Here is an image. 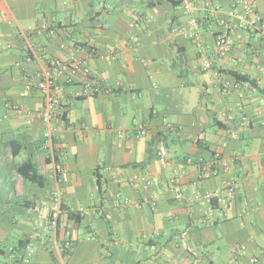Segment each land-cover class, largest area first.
Returning <instances> with one entry per match:
<instances>
[{"label":"crops","instance_id":"1","mask_svg":"<svg viewBox=\"0 0 264 264\" xmlns=\"http://www.w3.org/2000/svg\"><path fill=\"white\" fill-rule=\"evenodd\" d=\"M180 1L0 0L3 246L31 245L32 264H264V0L255 30L239 27L235 0ZM77 45L92 50L79 55L91 75L72 74L48 124L37 74ZM85 81L102 92L82 97ZM218 152L229 165L213 174ZM58 190L59 227L46 232ZM0 264L27 263L3 251Z\"/></svg>","mask_w":264,"mask_h":264},{"label":"built area","instance_id":"2","mask_svg":"<svg viewBox=\"0 0 264 264\" xmlns=\"http://www.w3.org/2000/svg\"><path fill=\"white\" fill-rule=\"evenodd\" d=\"M255 2L256 0H235V11L232 12V15L240 20V28L255 30V28L257 27V20L253 19ZM106 6L107 8H109L108 4H106ZM241 6L243 7V10L242 12H239L238 8ZM185 9L187 12H190L192 10L189 4H186ZM193 23L195 25L197 24L196 21H193ZM222 25L227 28V30L221 33L218 38L220 44L219 50L223 54L231 48L232 42L230 40L229 24L223 22ZM260 30L264 37V26H261ZM43 32H46L50 35H55L56 29L53 26H50L38 30V33ZM91 52L92 50L88 46L77 45L73 50H69L68 58L66 60L50 59L48 61L46 69L37 74L38 81L35 85V89L47 99L46 107L39 113V117L48 124L51 123L53 117L58 114V111L62 106V98L59 96V92L62 91L66 86H74L76 84L75 79L72 77V74H80L85 78L90 77L91 69L86 64V62L83 61L81 57H79V55H88L91 54ZM262 53L264 55V48L262 50ZM27 61L32 62L33 58L28 57ZM63 77L65 78L64 83L61 81ZM81 85V93L79 95H81L82 97H90L102 92L100 87H95L88 81H85ZM107 92L110 91L107 90ZM16 109L18 110L19 106H16ZM139 130L143 133H147V129L144 126H139ZM45 137L47 141H53L51 130H48L46 132ZM213 158V174H217L220 169H227L229 161L221 153H215ZM233 195L234 190L233 188H230L228 190V196L232 198ZM207 198L208 200L217 198L218 202L221 204H225L227 202V199L220 197L219 192L212 193L208 195ZM61 214L62 200L61 192L58 190L53 194L52 207L50 208L49 213L44 219L45 223L43 225L46 232H57ZM73 246L74 244L72 241L68 240L65 242V249L69 253L72 251ZM3 251L9 254V258L11 261L18 262L20 260H23L27 264H32L31 258L33 254V248L31 245H28L23 249L24 253H20L16 247H5L2 243H0V253H2Z\"/></svg>","mask_w":264,"mask_h":264},{"label":"trees","instance_id":"3","mask_svg":"<svg viewBox=\"0 0 264 264\" xmlns=\"http://www.w3.org/2000/svg\"><path fill=\"white\" fill-rule=\"evenodd\" d=\"M169 3H171L173 6L177 7V6H180L181 5V1L180 0H167ZM178 53H182L184 54V51L179 48L178 49ZM230 75L234 76L237 80V82H250L252 83L253 85L254 82L251 81L248 77L246 76H242L240 74H237V73H233L231 72ZM13 151L15 154L18 153V151L15 149V146H13ZM34 171V167L31 163H24L22 166H20L18 168V172L19 174L22 176L23 179L27 180V179H31L32 176H30V173ZM98 184H99V190H100V194L102 195L103 194V190H102V183H101V180L98 181ZM70 216L72 217V219H75L77 221L80 220V214H74V213H71ZM60 221V220H59ZM22 244V243H21ZM26 245H23V247H25ZM67 252H64V254L66 255Z\"/></svg>","mask_w":264,"mask_h":264}]
</instances>
